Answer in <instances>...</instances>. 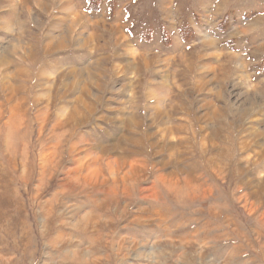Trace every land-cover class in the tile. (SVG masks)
I'll list each match as a JSON object with an SVG mask.
<instances>
[{"label":"rangeland","instance_id":"obj_1","mask_svg":"<svg viewBox=\"0 0 264 264\" xmlns=\"http://www.w3.org/2000/svg\"><path fill=\"white\" fill-rule=\"evenodd\" d=\"M0 264H264V0H0Z\"/></svg>","mask_w":264,"mask_h":264}]
</instances>
